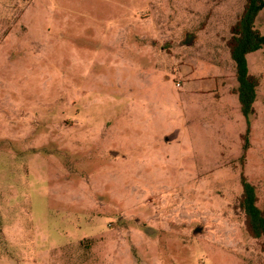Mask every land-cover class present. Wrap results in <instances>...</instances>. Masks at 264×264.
I'll return each mask as SVG.
<instances>
[{
    "label": "rangeland",
    "instance_id": "1",
    "mask_svg": "<svg viewBox=\"0 0 264 264\" xmlns=\"http://www.w3.org/2000/svg\"><path fill=\"white\" fill-rule=\"evenodd\" d=\"M246 2L0 0V264H264L241 207L245 176L264 210V48L247 145L228 45Z\"/></svg>",
    "mask_w": 264,
    "mask_h": 264
},
{
    "label": "trees",
    "instance_id": "2",
    "mask_svg": "<svg viewBox=\"0 0 264 264\" xmlns=\"http://www.w3.org/2000/svg\"><path fill=\"white\" fill-rule=\"evenodd\" d=\"M264 8V0H247L245 9L231 28L228 42L231 59L236 66L238 100L242 115L246 118L247 130L245 141L249 144L251 117L255 114L257 90L260 86L258 77L250 73L247 56L264 48V35L256 27V20ZM247 149V146H246ZM243 193L241 207L251 235L256 239L264 237V210L258 206L256 188L245 176L241 179Z\"/></svg>",
    "mask_w": 264,
    "mask_h": 264
},
{
    "label": "water",
    "instance_id": "3",
    "mask_svg": "<svg viewBox=\"0 0 264 264\" xmlns=\"http://www.w3.org/2000/svg\"><path fill=\"white\" fill-rule=\"evenodd\" d=\"M166 140L167 141H169L170 140V138H166ZM112 154L114 155V156H116L117 155V153L116 152H112ZM203 226H198L196 229H195V231H194V236H198V235H201V234H203Z\"/></svg>",
    "mask_w": 264,
    "mask_h": 264
},
{
    "label": "crops",
    "instance_id": "4",
    "mask_svg": "<svg viewBox=\"0 0 264 264\" xmlns=\"http://www.w3.org/2000/svg\"><path fill=\"white\" fill-rule=\"evenodd\" d=\"M263 11H264V9L260 12V14L258 15L257 20H256V27L261 32L262 35H263V30L261 29L262 24L260 23V16H261Z\"/></svg>",
    "mask_w": 264,
    "mask_h": 264
}]
</instances>
